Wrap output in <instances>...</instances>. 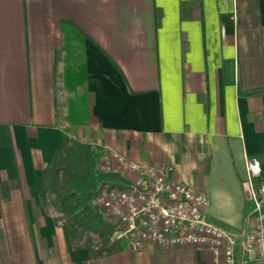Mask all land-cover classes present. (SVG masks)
I'll return each mask as SVG.
<instances>
[{
  "label": "crops",
  "instance_id": "obj_1",
  "mask_svg": "<svg viewBox=\"0 0 264 264\" xmlns=\"http://www.w3.org/2000/svg\"><path fill=\"white\" fill-rule=\"evenodd\" d=\"M74 140L90 155L83 192L120 181L103 169L116 150L171 166L212 222L248 229V157L264 178V0H0V264H211L196 244L75 233L41 195Z\"/></svg>",
  "mask_w": 264,
  "mask_h": 264
},
{
  "label": "built area",
  "instance_id": "obj_2",
  "mask_svg": "<svg viewBox=\"0 0 264 264\" xmlns=\"http://www.w3.org/2000/svg\"><path fill=\"white\" fill-rule=\"evenodd\" d=\"M111 156L116 162L103 169L120 181L97 187L89 203L113 225L116 237L126 238L133 247L204 246L211 264H264V178L258 158L246 160L252 203L249 228L229 231L207 217V195L173 175L171 166L142 164L116 150Z\"/></svg>",
  "mask_w": 264,
  "mask_h": 264
},
{
  "label": "trees",
  "instance_id": "obj_3",
  "mask_svg": "<svg viewBox=\"0 0 264 264\" xmlns=\"http://www.w3.org/2000/svg\"><path fill=\"white\" fill-rule=\"evenodd\" d=\"M83 68V69H82ZM86 76L85 66H75L67 72L64 81L67 88H73L81 83ZM76 114V115H75ZM78 111H70L69 118H77ZM64 155H59L57 160L61 164L53 162L43 174L41 195L58 210H61L65 217L67 214H74L75 219L66 221L69 227L75 232L80 233L85 229L114 230L113 225L102 220L98 209L89 203L91 192L85 193L82 190L93 185L91 173L90 155L82 152L81 146L77 143H68L64 147ZM60 172V179H57ZM60 181V182H58ZM46 183L55 190V197H49L46 192ZM51 184V185H50ZM59 199V200H58ZM63 200L62 202L60 200ZM67 213V214H66Z\"/></svg>",
  "mask_w": 264,
  "mask_h": 264
},
{
  "label": "rangeland",
  "instance_id": "obj_4",
  "mask_svg": "<svg viewBox=\"0 0 264 264\" xmlns=\"http://www.w3.org/2000/svg\"><path fill=\"white\" fill-rule=\"evenodd\" d=\"M74 143H77L79 146H81V144L80 143H78L77 141H73ZM72 142V143H73ZM81 148H82V150H83V147L81 146ZM83 153L85 152V151H82ZM57 164L58 165H60L61 164V160H59L58 162H57ZM60 172H58V176H57V179L59 180L60 179V174H59ZM58 182H60V181H58ZM51 185V184H50ZM46 186H48L47 185V183H46ZM46 192L49 194V197H51L52 199H53V197H55V190L51 187V186H48L47 188H46ZM59 200V199H58ZM61 202L63 201L62 199L60 200ZM67 214V213H66ZM68 216H71L72 215V217H65L64 215V219H65V221H67L68 220V218L70 219H75V217H73L74 216V214H67Z\"/></svg>",
  "mask_w": 264,
  "mask_h": 264
},
{
  "label": "water",
  "instance_id": "obj_5",
  "mask_svg": "<svg viewBox=\"0 0 264 264\" xmlns=\"http://www.w3.org/2000/svg\"><path fill=\"white\" fill-rule=\"evenodd\" d=\"M243 189H244L245 197H246L247 199L250 198L249 184H248L247 181H244V183H243Z\"/></svg>",
  "mask_w": 264,
  "mask_h": 264
}]
</instances>
